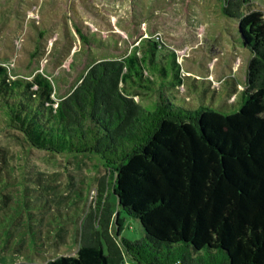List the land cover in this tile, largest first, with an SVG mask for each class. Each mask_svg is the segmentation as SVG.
I'll return each mask as SVG.
<instances>
[{"label": "trees", "instance_id": "trees-1", "mask_svg": "<svg viewBox=\"0 0 264 264\" xmlns=\"http://www.w3.org/2000/svg\"><path fill=\"white\" fill-rule=\"evenodd\" d=\"M244 3L224 6L251 51L231 113L182 106L161 89L147 110L127 84L148 87L142 71L131 72L136 52L95 60L58 99L47 75L12 78L0 63V130L17 129L43 150L98 154L118 199L117 211L109 198L87 210L73 254L16 264H264V9L244 12ZM73 30L74 41H87ZM121 211L142 237L118 238Z\"/></svg>", "mask_w": 264, "mask_h": 264}, {"label": "rangeland", "instance_id": "rangeland-1", "mask_svg": "<svg viewBox=\"0 0 264 264\" xmlns=\"http://www.w3.org/2000/svg\"><path fill=\"white\" fill-rule=\"evenodd\" d=\"M225 3L0 0V63L12 78L47 75L58 99L95 60L133 51L141 59L131 72L142 71L149 88L127 84L147 110L155 108L161 89L182 106L231 113L242 103L251 51L242 43L238 20L224 13ZM251 9H264V0H245L242 10ZM76 26L87 33V41H74L70 31ZM146 37L157 45H148ZM3 168L13 183H7ZM108 173L98 154L39 149L21 131L1 127L0 264L42 263L73 254L87 210L106 198L118 209L114 174ZM120 223L118 238L143 236L139 221L123 211ZM126 264L134 263L128 259Z\"/></svg>", "mask_w": 264, "mask_h": 264}, {"label": "crops", "instance_id": "crops-1", "mask_svg": "<svg viewBox=\"0 0 264 264\" xmlns=\"http://www.w3.org/2000/svg\"><path fill=\"white\" fill-rule=\"evenodd\" d=\"M132 52H133V51H131L130 53H132ZM130 53H129V54H130ZM127 55H128V54H127ZM124 57H125V56H124ZM133 94H134V93H133Z\"/></svg>", "mask_w": 264, "mask_h": 264}]
</instances>
